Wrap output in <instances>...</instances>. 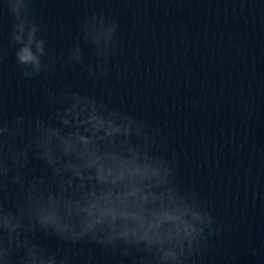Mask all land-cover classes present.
<instances>
[{
	"label": "clouds",
	"instance_id": "clouds-1",
	"mask_svg": "<svg viewBox=\"0 0 264 264\" xmlns=\"http://www.w3.org/2000/svg\"><path fill=\"white\" fill-rule=\"evenodd\" d=\"M30 3L4 0L9 47L20 76L31 81L48 64ZM117 29L103 14L82 23L80 39L96 58L85 65L93 81L109 75ZM83 61L78 40L66 62ZM43 95L47 117L8 118L0 93V264H71L69 249L85 243L131 264H196L220 225L195 191L176 182L172 161L152 150L158 140L148 122L71 87ZM33 159L47 175L34 174ZM44 237L62 247H48Z\"/></svg>",
	"mask_w": 264,
	"mask_h": 264
}]
</instances>
